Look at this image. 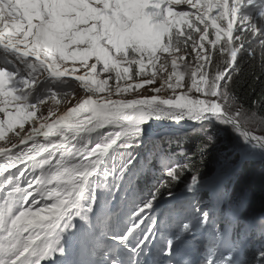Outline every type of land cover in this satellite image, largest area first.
<instances>
[{
    "label": "snow or ice",
    "instance_id": "snow-or-ice-1",
    "mask_svg": "<svg viewBox=\"0 0 264 264\" xmlns=\"http://www.w3.org/2000/svg\"><path fill=\"white\" fill-rule=\"evenodd\" d=\"M254 45L264 51V0H0V49L11 54L0 62V140L14 133L0 147V264L63 257L70 233L86 257L78 264H182L185 237L210 222L211 211L198 209L195 221L175 230L170 213L156 212L160 189L188 168L166 153L159 159L169 179L147 195L136 191L143 124L215 119L264 150V93L245 109L230 92L238 53L251 49L255 57ZM253 75V83L261 79ZM47 78L78 82L84 95H42ZM57 96L72 106L58 116L48 108L25 132V120L48 100L59 104ZM39 135L55 140L39 143ZM211 142L206 136L201 156ZM200 183L196 172L189 191ZM215 233L224 240L219 227ZM219 248L212 245L207 264H216ZM257 259L264 264V252ZM235 261L228 249L222 264Z\"/></svg>",
    "mask_w": 264,
    "mask_h": 264
},
{
    "label": "trees",
    "instance_id": "trees-1",
    "mask_svg": "<svg viewBox=\"0 0 264 264\" xmlns=\"http://www.w3.org/2000/svg\"><path fill=\"white\" fill-rule=\"evenodd\" d=\"M235 35L236 33L234 32V37ZM210 38L214 37L210 36ZM253 47L255 48V57L250 54L251 49L248 51L241 50L238 53L237 63L239 64V70L233 74L235 83L230 86V92L237 98L238 104L242 105L245 109H251L252 100H256L261 96V93H264V68L261 66V57L264 56V51L256 45ZM217 57H219V53H217ZM223 59L224 57H219L217 62L222 63ZM253 74L260 76L261 79L253 83ZM47 83H51L52 87L50 89L56 92L82 89L77 82L71 80H60L59 82L50 78V81L48 80L45 84ZM110 83L112 82L110 81ZM45 87H42V91ZM253 87L256 88L254 93L251 91ZM57 99L61 101L59 104L66 103L62 96H57ZM215 125L216 123L207 124L197 132H191L175 139L163 140V144H169L175 152V156L171 155L172 159H175V163L177 165H188V168L179 174V180L171 181L168 188L160 189L159 204L156 212L159 209L167 210V212L172 210L180 211L178 208L182 205V198L188 195L186 191L191 183L192 176L196 172L200 174L201 183L194 192H189L191 193L190 196L193 195L200 205L206 203L208 206H211L212 200L210 199L208 189L200 190L201 188L199 187H204V184L209 183L215 177H222L226 171L224 170L223 174L218 169L221 166L225 167L224 162L229 159L228 156L224 157L221 154V150L214 143L215 136H213L212 132ZM206 136H212L213 142L209 143L206 151L201 156L200 148ZM148 147L152 148L151 145ZM146 152L147 150L145 149L144 154ZM151 156V159L149 157L148 166L144 169L141 166V162L138 165L139 168L143 169V175L137 179L135 184L136 191L142 195H147L149 189H152L153 186L159 187L163 180L169 179L165 175V170L160 166V154L152 152ZM229 161L233 162L232 164H238V168L223 179L214 204L218 205L224 197L225 202L222 206L229 204L233 206L235 204L234 206H236L237 211L231 210L226 212L225 210L228 206H225L220 210H214L211 216L212 219L217 217L219 223L216 225V228L219 227L224 233L227 227L225 224H231L230 217H232L235 223L231 224L234 225L231 229L236 233L235 237L241 235L240 241H247L248 239L244 240L243 238V233L247 232L249 233L248 236L255 238L254 242H250L249 246L243 248L242 258L243 261H247V264H258V255L260 252H264V163L261 164L260 159L248 158L242 160L240 154L236 161L232 159H229ZM169 192L173 194L172 197H169ZM164 204L167 208H163ZM210 206L209 210L213 208V206ZM218 211L219 214H217ZM258 220L260 222H257ZM203 224L198 223L195 231L201 229ZM216 228L206 227V230L210 233L209 237H212L213 240H216ZM229 240L231 241L230 236L227 234L224 240L219 242L228 244Z\"/></svg>",
    "mask_w": 264,
    "mask_h": 264
},
{
    "label": "rangeland",
    "instance_id": "rangeland-1",
    "mask_svg": "<svg viewBox=\"0 0 264 264\" xmlns=\"http://www.w3.org/2000/svg\"><path fill=\"white\" fill-rule=\"evenodd\" d=\"M184 8L183 5L180 6L179 10H182ZM10 53H6L3 49H0V62H6L8 57L10 56ZM26 67V66H25ZM48 80L50 81V79H45L44 81L41 82L40 85L48 82ZM60 82V80H58ZM78 83V82H77ZM160 81L158 80L156 82L155 86H159ZM190 81L188 80L187 77H185V84H189ZM51 85V83H49ZM39 85V86H40ZM79 85V84H78ZM38 86V88H39ZM11 87V82H9L8 84L5 85V91L7 92ZM147 87V86H146ZM143 91V90H141ZM77 96H83L84 95V90L83 89H78L75 91ZM151 94V93H149ZM165 95H170V92L165 93ZM46 96V95H45ZM114 99L116 97H113ZM131 98V97H128ZM68 101H72L74 103L73 97L69 96L68 97ZM71 107L72 104L66 102L64 105H60V104H56L51 100H48V102L43 105L40 109V111L37 112V116L35 118H39L41 117V114L43 115H47V109L48 108H52L55 110L56 114L60 113L59 110H61L62 107ZM65 107V108H66ZM36 120V119H34ZM33 120V121H34ZM163 120V119H162ZM174 121V122H173ZM172 119H168L167 120V124H170L171 126L174 125V123L177 124V126H180L179 129L177 128H168L166 131L164 132H155L154 134H149V135H142V137L140 138L142 140V145H146L149 146L151 145V149L148 147L147 148V153L144 154V148H142V152L139 156V150H140V146L136 149V153H137V160L138 162H141V166L143 167V169L148 166V162L149 160L152 158L151 154L152 152H158L159 154L161 153H167L169 155H176L175 152L173 151V149L171 148V146L169 144H163V140L164 139H170V138H179L185 134H189L191 132H197L201 129H203V126L207 125V124H211V123H216V125L213 127L214 130L212 132L213 136H215V141L214 143L216 144V147L219 148L221 150V154L224 155V157L228 156L229 159H232L233 161H236L238 159V155L240 154L241 157L242 155L244 157H248L250 159H260V163L263 164L264 163V153L260 151V149L258 148H254L252 145L246 143L242 136L240 135L239 132H237L235 130V128L232 125L229 124H224L221 123L215 119H212L210 121H205L203 123L200 122H196L190 119H184L181 121H176ZM32 121H27L25 120L24 124H23V129L25 131L31 129L30 128V124ZM19 124H17L16 126V131H20L21 129L18 128ZM32 126V125H31ZM174 127V126H173ZM184 127V128H183ZM177 129V130H176ZM259 134V133H258ZM14 133L13 132H8L5 134V138L7 139H11L13 138ZM170 143V142H169ZM149 144V145H148ZM164 151V152H162ZM176 151V150H175ZM177 153V151H176ZM139 157V158H138ZM150 157V159H149ZM243 158V157H242ZM245 158V159H248ZM229 159L227 161H225V167L221 166L219 167V171L223 172L224 174V170L226 171V173L222 176V177H215L212 180L209 181V183L204 184V187H199L201 188L200 190H204V189H208V193H210V199L215 200L217 195H218V191L220 190L219 186L222 183L223 179L226 178V176L228 174H231L233 170H235L236 168H238V164H232L233 162H230ZM175 161V159H173ZM243 160V159H242ZM213 187V188H212ZM215 188V189H214ZM197 189V188H196ZM196 189L191 190L192 192H194ZM189 191V189L186 191V194H188L187 196H183L182 198V205L181 208H178L181 210L180 211H168L167 213H170V219L174 218L175 216L178 217V215L180 216V213L183 214L185 216V218L183 219V223H189L190 221H195L197 216L199 215V213L197 212V208L199 206L198 200H196L194 198V196H190L191 192ZM107 194H105L106 196ZM117 200L119 201V198H117ZM222 201H225V198L223 197ZM211 205H214L213 203H211ZM209 206L206 204H202L200 206L199 209H203L204 211H206V209H208ZM197 209V210H195ZM232 210L237 211L236 206H234V208H232ZM160 214H163V211L159 212ZM176 213V214H175ZM166 214V213H165ZM212 214V212H211ZM47 215V214H45ZM195 218V219H194ZM231 219H233L231 217ZM233 221V220H232ZM211 225H215L216 226V222L215 224H211ZM179 226V225H178ZM207 225H205L204 227H206ZM203 230L200 231V235L201 232ZM227 232L230 234L231 237H233V246L231 247V250L234 251V247H236L237 249L234 252H239L243 246H239L237 243H239L240 241V236L239 237H235L234 235L232 236V230L231 227H229V229L227 230ZM238 233V232H237ZM239 238V239H238ZM225 243V242H223ZM208 246H211L214 243H206ZM220 245V244H219ZM221 247V245H220ZM207 250H210L209 248ZM219 250H221V248H219ZM224 254H227V252H225Z\"/></svg>",
    "mask_w": 264,
    "mask_h": 264
},
{
    "label": "bare ground",
    "instance_id": "bare-ground-1",
    "mask_svg": "<svg viewBox=\"0 0 264 264\" xmlns=\"http://www.w3.org/2000/svg\"><path fill=\"white\" fill-rule=\"evenodd\" d=\"M66 107V106H65ZM62 107L61 108V110H59V112L60 113H57V116L58 115H60V114H62L67 108H69V107ZM162 119H167V118H159V119H157V118H151V119H149L146 123H144L143 124V129H144V132H143V135H149V134H154L156 131L158 132V131H164L165 130V127L163 126L164 124L163 123H165L164 122V120H162ZM173 121V120H172ZM174 122V121H173ZM72 123H75V120H73L72 121ZM33 123H31L30 124V128L32 127L31 125H32ZM174 124H176V123H174ZM64 125H60V126H58V128L59 127H63ZM174 127L175 128H180V126H177V124L176 125H174ZM19 128V127H18ZM20 129V128H19ZM176 129V130H177ZM30 130V129H29ZM29 130H27V131H29ZM107 129H105V131H106ZM25 131V130H24ZM55 131V130H54ZM26 132V131H25ZM23 134V133H22ZM92 136H95L96 135V133H92L91 134ZM48 139H53V140H55V137H48V138H45L43 135H39V136H37L36 138H35V140L37 141V142H39V143H46V141L48 140ZM6 142H7V138H5V140H0V147H3L5 144H6ZM33 143V141H29L28 142V144H27V146H31V144ZM92 146H94L93 144H90L89 145V147H92ZM9 148L11 147L10 145L8 146ZM26 146L25 145H20V147L18 148V149H12V152L14 153V152H16V151H19L20 149H23V148H25ZM110 151V150H109ZM261 152H263L264 153V150H260ZM162 152H164V151H162ZM165 153V152H164ZM44 156H47V153L45 152V153H42L41 154V157H44ZM57 156H59V153H57ZM41 157H36V159H40ZM3 162V159L2 158H0V163H2ZM18 167H20V168H23V165H18ZM10 171H15V169H10ZM39 174V170H37V175ZM30 178V177H29ZM21 186L22 187H25L26 185L25 184H21ZM235 205V204H234ZM217 211V210H216ZM219 212V211H218ZM257 222H259V220L257 221ZM233 226L234 225H231V226H229V227H232L233 228ZM225 233H228L227 231H225ZM76 235V234H75ZM75 235H73V236H69L68 237V239L66 240V247H67V250H70V252L71 253H74L75 252V247H76V241L79 243V244H81V241H78V238L77 237H79V236H75ZM249 235V233H247V232H244L243 233V238H244V240L245 239H248V241L249 242H254V240H255V238H253V239H250L251 238V236H248ZM212 241V240H211ZM243 241V240H242ZM241 242V241H240ZM162 243V242H161ZM72 264H78V263H76L75 261H73L72 262Z\"/></svg>",
    "mask_w": 264,
    "mask_h": 264
}]
</instances>
